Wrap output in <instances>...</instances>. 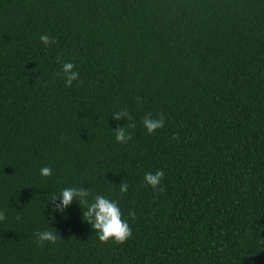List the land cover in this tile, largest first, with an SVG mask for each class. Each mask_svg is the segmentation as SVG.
Segmentation results:
<instances>
[{"label": "trees", "instance_id": "obj_1", "mask_svg": "<svg viewBox=\"0 0 264 264\" xmlns=\"http://www.w3.org/2000/svg\"><path fill=\"white\" fill-rule=\"evenodd\" d=\"M69 187L117 201L132 236L53 213ZM0 211V264H264V0H0Z\"/></svg>", "mask_w": 264, "mask_h": 264}, {"label": "clouds", "instance_id": "obj_2", "mask_svg": "<svg viewBox=\"0 0 264 264\" xmlns=\"http://www.w3.org/2000/svg\"><path fill=\"white\" fill-rule=\"evenodd\" d=\"M41 43L48 47L57 43L55 38L50 37L47 34L40 36ZM59 63V57H57ZM75 65L73 63H63L61 73L65 80V86L71 87L74 81L79 79V73L74 70ZM139 99V98H138ZM112 118L116 121L127 120L131 121L132 116L129 114L126 108L113 114ZM142 124L148 134H153L157 130L162 129L165 126V120L163 114H160L158 118H153L150 114L146 115L142 119ZM134 124L127 123L125 127H118L115 134L117 143L126 144L132 139V134L126 132V128H133ZM178 136L174 135L173 139H177ZM40 175L43 178H48L52 175V169L50 167H43L40 169ZM164 178L163 171H157L155 173H146L144 176L145 186H150L153 190H159L163 193L164 188L161 186V181ZM129 185L126 182H122L119 186L121 194L127 193ZM91 190H85L83 187H69L64 188L59 195L52 197L53 205L52 212L64 214L65 210L74 202L77 201L79 206L85 205L86 210L82 209V219L87 222L93 229L96 237L101 243L114 242L117 245L124 244L131 236L132 230L129 223L122 218V212L118 206L117 201L105 198L102 195H97L90 203L88 197ZM59 201V202H57ZM129 217L135 220L136 214L134 211L129 212ZM5 213L0 211V221L5 219ZM19 219V217H17ZM37 246H45L46 244H55L60 240L57 230L54 231H42L35 233Z\"/></svg>", "mask_w": 264, "mask_h": 264}]
</instances>
